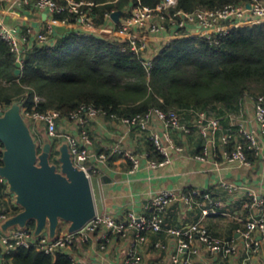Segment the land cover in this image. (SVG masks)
Returning <instances> with one entry per match:
<instances>
[{"label": "built area", "instance_id": "obj_1", "mask_svg": "<svg viewBox=\"0 0 264 264\" xmlns=\"http://www.w3.org/2000/svg\"><path fill=\"white\" fill-rule=\"evenodd\" d=\"M18 2L46 12L50 17L49 24L40 29L33 27L18 28L9 26L0 20V38L7 42L10 51L15 55L18 68L21 69L28 48L33 45H45L53 43L58 35L69 31L79 34L99 32L108 23L112 35L122 50L130 49L136 54H141V62L146 69L151 68L152 59L165 46L179 37L199 36L205 38L210 44H218L220 38L228 34L233 28L241 26H253L264 23V0H242L238 3H228L215 9H203L195 12H185L177 9L178 0H160L156 7L148 9L140 3L127 6L120 14L118 21L114 22L111 13L105 15V21L97 26L92 11L94 2L90 0H0V3ZM67 13L63 18L55 19V15ZM66 26L68 31L59 33L56 26ZM109 28V27H108ZM110 36V35H107ZM150 37L156 40L149 39ZM153 41L155 43H153ZM252 99V121L256 126L249 124L250 120L243 115L246 111L245 100ZM36 102L43 101L40 95H34ZM7 107L0 104V115ZM21 113L28 121L34 135L43 128L46 135L52 140L54 146L65 138L74 164L83 169L88 176L99 171L96 162H106L113 154H121L131 164V171L142 165V159L137 154L127 151L122 140H118L111 146H106L101 152L93 151L92 139L87 126L97 117H108L117 120L128 128L146 132L154 150L161 156L160 160L149 158L144 154L147 166L157 167L171 161V151H182L171 135V130H181L184 133L197 132L203 143L201 152L196 155L200 160H206L210 156H222L227 162L237 161L244 165H251L247 150L264 162L261 138L264 135V94L257 96L246 95L240 102L238 111L228 114L229 124L223 128L221 119L212 115L207 110H194L191 119L183 122L182 116L175 109L162 110L152 108L145 113L131 117H117L108 115L105 111L92 105H81L72 111L67 117L76 128V133L58 131V123L62 117L56 109L39 111L34 106L29 108L25 99L21 98ZM158 120L163 130L153 128L152 123ZM216 147H219L216 149ZM3 144L0 142V164L3 153ZM216 150H219L216 152ZM57 154H55L56 158ZM93 160V161H92ZM0 182L7 186L6 193L11 196L12 204L17 205L13 195L8 192L5 178L0 177ZM218 186L227 194L234 196L239 192L241 185L233 180L221 178ZM244 205L253 211L245 221L241 231L242 241L239 244L236 238L218 237L200 222L195 221L188 225L164 226V213L173 202L181 201L189 207L198 206L201 215L206 216L217 212V207L222 205L221 200L215 199L210 191L197 189L176 192L174 189H161L150 198L146 214L128 212L124 218H116L109 214H98L87 221L76 231L68 232L59 230L55 237H49L47 233L34 236V229L27 227H12L8 233L0 228V254H11L19 246L34 247L45 253L55 255L57 252L70 253V248L77 242H87L94 234L104 226L109 232L119 234L127 238L133 231L130 247L127 250L125 264H141L138 254V245L146 240L149 231H164L176 240V251L171 255V264H192L191 255L198 251L195 243L198 241L211 253H221L225 256L237 253L241 248L249 256L257 253L264 244V194L254 190H248ZM18 206V205H17ZM8 214L0 212V222L7 218ZM104 238L107 233H104ZM155 246L165 247L161 242H155ZM188 252V253H186ZM10 261L7 259L4 264ZM240 264H244L241 262Z\"/></svg>", "mask_w": 264, "mask_h": 264}, {"label": "trees", "instance_id": "obj_2", "mask_svg": "<svg viewBox=\"0 0 264 264\" xmlns=\"http://www.w3.org/2000/svg\"><path fill=\"white\" fill-rule=\"evenodd\" d=\"M90 1L94 2L92 11L99 26L107 13H123L136 3L152 9L160 0ZM240 1L178 0L176 8L195 12ZM141 57L130 49L122 50V45L106 34L69 31L53 43L28 48L16 74L15 55L0 38V104L8 107L24 98L29 108H53L64 118L81 105H92L117 117H131L152 108L175 109L181 116L207 110L226 128L228 114L238 111L246 95L264 94V23L233 28L216 45L199 36L176 38L153 57L149 69ZM34 95L44 100L36 102ZM150 149L148 156L160 160L153 145ZM247 155L251 161V151L247 150ZM6 188L0 182V212L13 215L20 208L12 204ZM34 225L30 220L26 227L34 229ZM3 257L13 264H85L75 262L69 253L52 255L23 246Z\"/></svg>", "mask_w": 264, "mask_h": 264}, {"label": "crops", "instance_id": "obj_3", "mask_svg": "<svg viewBox=\"0 0 264 264\" xmlns=\"http://www.w3.org/2000/svg\"><path fill=\"white\" fill-rule=\"evenodd\" d=\"M0 20L9 26L20 28L33 27L40 29L49 24L50 17L46 12L21 5L18 2L0 3ZM108 23L100 31L112 35ZM109 27V28H108ZM159 37H150L156 40ZM157 41V40H156ZM153 43H155L153 41ZM246 111L243 114L252 121V99L245 100ZM191 119V115L182 116L183 122ZM58 123V131L76 133L75 126L66 118ZM153 128L163 130L158 120L152 123ZM223 126V125H222ZM92 139V150L101 152L106 146H111L122 140L123 147L141 157L142 165L131 171L132 164L121 154L111 155L106 162H96L99 171L92 174L91 184L98 214H109L116 218H124L130 211L136 214H146V205L152 195L161 189H174L176 192L197 189L210 191L222 205L217 207L216 213L201 215L198 206L189 207L181 201L173 202L164 213V226L188 225L200 221L211 234L218 237L236 238L241 245V231L245 221L252 214V209L246 207L247 191L250 189L264 194V162L251 157V165H244L237 161L227 162L218 156H210L206 160L196 158L201 152L203 138L195 131L184 133L181 130H171L174 141L183 150H172L171 161L157 167L147 166L144 154L151 150V142L146 132L128 128L117 120L108 117H97L88 126ZM224 128V126H223ZM264 154V135L261 138ZM219 147H216L218 149ZM219 150H216L218 152ZM155 155L149 158H157ZM93 161V160H92ZM96 178L94 187L92 179ZM221 178L230 179L240 184V190L231 196L218 186ZM11 198V196H10ZM12 199V198H11ZM67 223H62L59 230L67 231ZM104 233L107 237L104 238ZM133 231L127 238L109 232L102 226L87 242H77L69 250L75 262L85 264H125L127 250L130 247ZM161 242L165 247L155 246ZM198 251L191 255L192 264H264V244L257 253L247 255L241 248L233 255L225 256L221 253L209 252L202 243L196 242ZM176 251V240L164 231H149L146 240L138 245L141 264H171V255ZM188 253V252H186ZM6 259L0 254V264ZM6 264H13L7 261Z\"/></svg>", "mask_w": 264, "mask_h": 264}, {"label": "water", "instance_id": "obj_4", "mask_svg": "<svg viewBox=\"0 0 264 264\" xmlns=\"http://www.w3.org/2000/svg\"><path fill=\"white\" fill-rule=\"evenodd\" d=\"M120 14L113 11L112 20L117 22ZM55 29L68 31L63 25ZM0 142L4 147L0 177L5 178L8 192L20 208L0 222L3 232L26 227L33 220L34 236L47 233L52 238L62 223L72 232L96 215L91 179L74 164L66 139L56 146L47 135L38 140L21 113V99L0 115ZM53 152H57L55 161L51 160Z\"/></svg>", "mask_w": 264, "mask_h": 264}, {"label": "rangeland", "instance_id": "obj_5", "mask_svg": "<svg viewBox=\"0 0 264 264\" xmlns=\"http://www.w3.org/2000/svg\"><path fill=\"white\" fill-rule=\"evenodd\" d=\"M36 133L38 135L37 137H41L40 138L41 140H42V137L44 135H46V132H45V130L43 128H41L40 130H38ZM53 157L55 158V156L54 155L52 156V160H53ZM92 182H93V185L95 187L96 186V178L95 177H93Z\"/></svg>", "mask_w": 264, "mask_h": 264}]
</instances>
